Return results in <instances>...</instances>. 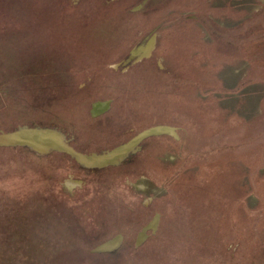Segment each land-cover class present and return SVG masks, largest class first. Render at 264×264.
<instances>
[{
  "label": "rangeland",
  "instance_id": "rangeland-1",
  "mask_svg": "<svg viewBox=\"0 0 264 264\" xmlns=\"http://www.w3.org/2000/svg\"><path fill=\"white\" fill-rule=\"evenodd\" d=\"M22 125L178 139L90 171L0 149V264H264V0H0V132Z\"/></svg>",
  "mask_w": 264,
  "mask_h": 264
},
{
  "label": "water",
  "instance_id": "water-1",
  "mask_svg": "<svg viewBox=\"0 0 264 264\" xmlns=\"http://www.w3.org/2000/svg\"><path fill=\"white\" fill-rule=\"evenodd\" d=\"M107 109V104H98ZM171 136L178 139L176 129L166 125L154 126L134 135L128 141L119 144L109 150L84 153L72 147L66 135L54 127L40 125H22L10 131L0 132V149H26L39 154L58 153L67 156L80 168L90 170H102L124 165L141 148V144L151 137ZM155 229V221L150 225ZM121 242L117 236L99 245L94 251L106 252L116 249Z\"/></svg>",
  "mask_w": 264,
  "mask_h": 264
},
{
  "label": "trees",
  "instance_id": "trees-1",
  "mask_svg": "<svg viewBox=\"0 0 264 264\" xmlns=\"http://www.w3.org/2000/svg\"><path fill=\"white\" fill-rule=\"evenodd\" d=\"M72 163L75 165L76 168L81 169V168H80L78 165H76L74 162H72ZM119 167H120V168H121V167L123 168L124 165H121V166H119Z\"/></svg>",
  "mask_w": 264,
  "mask_h": 264
}]
</instances>
